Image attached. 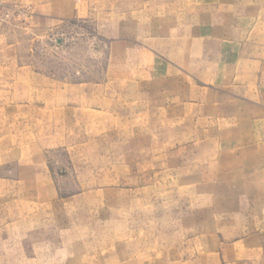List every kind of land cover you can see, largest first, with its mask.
I'll return each mask as SVG.
<instances>
[{
  "label": "rangeland",
  "instance_id": "374dc122",
  "mask_svg": "<svg viewBox=\"0 0 264 264\" xmlns=\"http://www.w3.org/2000/svg\"><path fill=\"white\" fill-rule=\"evenodd\" d=\"M0 264H264V0H0Z\"/></svg>",
  "mask_w": 264,
  "mask_h": 264
}]
</instances>
